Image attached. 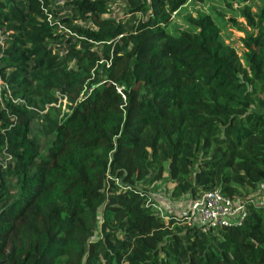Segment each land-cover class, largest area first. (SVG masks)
<instances>
[{
    "label": "trees",
    "instance_id": "obj_1",
    "mask_svg": "<svg viewBox=\"0 0 264 264\" xmlns=\"http://www.w3.org/2000/svg\"><path fill=\"white\" fill-rule=\"evenodd\" d=\"M110 1L0 0V264H264V0ZM165 172L244 221L161 217Z\"/></svg>",
    "mask_w": 264,
    "mask_h": 264
},
{
    "label": "built area",
    "instance_id": "obj_2",
    "mask_svg": "<svg viewBox=\"0 0 264 264\" xmlns=\"http://www.w3.org/2000/svg\"><path fill=\"white\" fill-rule=\"evenodd\" d=\"M253 202L252 199L250 203ZM146 204L156 209L161 217H168V213L166 215L158 210L151 198H147ZM176 214L184 218L180 224H195L203 232H209L219 227L240 225L247 215V209L246 203L232 200L215 188L204 192L200 198L190 203L187 210Z\"/></svg>",
    "mask_w": 264,
    "mask_h": 264
},
{
    "label": "rangeland",
    "instance_id": "obj_3",
    "mask_svg": "<svg viewBox=\"0 0 264 264\" xmlns=\"http://www.w3.org/2000/svg\"><path fill=\"white\" fill-rule=\"evenodd\" d=\"M253 3L255 4H259V0H252ZM212 6H216L217 8H222L223 6L221 5V3H219L217 0H214L213 2H211ZM237 3H233V6H236ZM110 6H111V10L113 12V14L115 15H120L123 12L124 9V4L120 1V0H111L110 1ZM191 8H195L198 11H208V6L207 4H196L193 7L187 6L184 7L180 10V14L181 15H186L188 13H192L193 15L195 14ZM230 13L228 12V15ZM174 26L178 29H182L185 28V25L183 23V20L181 18H175L174 19ZM228 30L232 31L234 35L236 36H240L241 33L237 32L236 30H234L233 28L229 27ZM167 172H165L164 174V180L158 184V187L155 188L154 194H162L163 196L167 195V200H157V206H158V210L161 211L163 214H167L166 211L169 212H173V210H171V208L176 207L175 209H177L178 213L185 211L188 209L189 205H190V200L188 198H178V199H173L170 197V193L174 187L173 184L166 182L167 180ZM158 188V190H156ZM245 197V196H244ZM238 198V197H236ZM254 202L257 205H264V183H261L258 185L257 190L255 191V193L253 194V198ZM238 200V199H237ZM156 203V202H154Z\"/></svg>",
    "mask_w": 264,
    "mask_h": 264
},
{
    "label": "crops",
    "instance_id": "obj_4",
    "mask_svg": "<svg viewBox=\"0 0 264 264\" xmlns=\"http://www.w3.org/2000/svg\"><path fill=\"white\" fill-rule=\"evenodd\" d=\"M156 198V200H166V201H169L167 200V195L163 196L162 194H156V196L154 197ZM191 203V202H190ZM157 205V203H156ZM176 207L174 208H171V210H173V212H169V211H166L168 214H171V213H178L177 209H175Z\"/></svg>",
    "mask_w": 264,
    "mask_h": 264
}]
</instances>
